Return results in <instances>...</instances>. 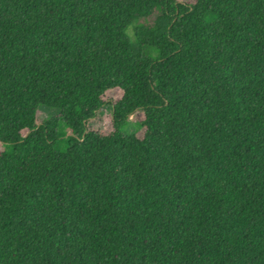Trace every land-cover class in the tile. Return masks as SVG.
I'll use <instances>...</instances> for the list:
<instances>
[{
	"label": "trees",
	"instance_id": "1",
	"mask_svg": "<svg viewBox=\"0 0 264 264\" xmlns=\"http://www.w3.org/2000/svg\"><path fill=\"white\" fill-rule=\"evenodd\" d=\"M0 146V264H264V0H0Z\"/></svg>",
	"mask_w": 264,
	"mask_h": 264
},
{
	"label": "rangeland",
	"instance_id": "2",
	"mask_svg": "<svg viewBox=\"0 0 264 264\" xmlns=\"http://www.w3.org/2000/svg\"><path fill=\"white\" fill-rule=\"evenodd\" d=\"M179 1H187L190 3H194L195 0H179ZM148 55L155 56L153 53H147ZM122 96V92L120 90L110 91L106 94L105 100L108 101H116L120 99ZM46 115H54L53 112L48 111ZM45 117V113L40 114V118L43 119ZM111 112L109 108H105L103 111L100 112L97 118L92 120L89 124V127L94 130H99L103 133H109L112 131V121H111ZM46 120V119H44ZM144 120V114L137 112L136 114L131 116V123L127 127V133H137L140 138H143L145 129H141L137 124ZM1 150V146H0Z\"/></svg>",
	"mask_w": 264,
	"mask_h": 264
}]
</instances>
